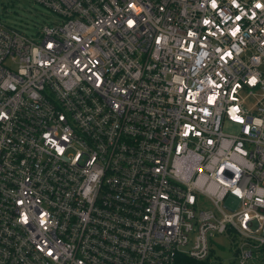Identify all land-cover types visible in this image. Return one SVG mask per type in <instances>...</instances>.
Returning a JSON list of instances; mask_svg holds the SVG:
<instances>
[{
  "label": "built area",
  "instance_id": "obj_1",
  "mask_svg": "<svg viewBox=\"0 0 264 264\" xmlns=\"http://www.w3.org/2000/svg\"><path fill=\"white\" fill-rule=\"evenodd\" d=\"M31 1L56 19H0V264H209L216 235L260 264L264 0Z\"/></svg>",
  "mask_w": 264,
  "mask_h": 264
},
{
  "label": "rangeland",
  "instance_id": "obj_2",
  "mask_svg": "<svg viewBox=\"0 0 264 264\" xmlns=\"http://www.w3.org/2000/svg\"><path fill=\"white\" fill-rule=\"evenodd\" d=\"M0 19L26 34H33L40 25L56 19L54 12L43 5L31 0H0ZM246 106H251L255 100L253 95L243 92ZM223 130L226 132L236 131L235 125L225 123ZM238 201L233 197H227L225 204L230 208H236ZM212 254L209 264L232 263V242L222 235L213 238ZM264 264V260L260 263Z\"/></svg>",
  "mask_w": 264,
  "mask_h": 264
},
{
  "label": "trees",
  "instance_id": "obj_3",
  "mask_svg": "<svg viewBox=\"0 0 264 264\" xmlns=\"http://www.w3.org/2000/svg\"><path fill=\"white\" fill-rule=\"evenodd\" d=\"M190 263H191V264H194L193 262H190V261L187 262L186 264H190ZM201 264H206V262H205V263H201Z\"/></svg>",
  "mask_w": 264,
  "mask_h": 264
}]
</instances>
